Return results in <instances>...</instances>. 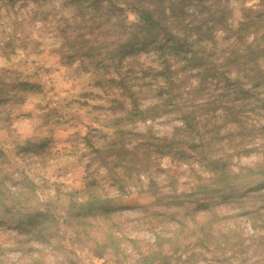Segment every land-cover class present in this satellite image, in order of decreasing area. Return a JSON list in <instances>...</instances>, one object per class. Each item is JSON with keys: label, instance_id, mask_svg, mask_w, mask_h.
<instances>
[{"label": "trees", "instance_id": "1", "mask_svg": "<svg viewBox=\"0 0 264 264\" xmlns=\"http://www.w3.org/2000/svg\"><path fill=\"white\" fill-rule=\"evenodd\" d=\"M64 6L71 14L58 27L61 58L68 64L77 61L84 71L102 73L99 84L107 94H116L105 125L113 129L105 134L109 143L94 144L86 135L84 140L107 168L115 162L122 170L123 177L116 179L118 187L139 180L159 156L171 157L178 165L196 159L209 166V175L202 178L189 164L201 181L155 193L154 204L139 206L151 216L154 235L146 251L139 249L140 239L121 237L138 251L136 264H166L171 255L164 244H171L177 253L176 242L188 224L204 228L216 220L217 205L251 193L264 195V148L263 158L250 167L231 170L229 159L233 142H246L243 152L255 149L258 140L259 144L263 140L264 147V0H252L243 7L237 23L232 20L231 0H64ZM36 89L28 80L0 78V130L6 132L10 126L6 120L12 110L5 108ZM254 108L260 110L257 119L252 117ZM160 117L180 124L165 136L154 135L151 126L147 132L129 126ZM128 134L140 139L129 146ZM118 144L122 148L114 153ZM47 147L45 142L37 149L47 152ZM114 154L119 157L108 159ZM7 163L0 143V208L8 212L30 208L33 215L28 223L14 227L2 228L0 223V229L15 232L9 243L0 241V261L5 251H35L34 243L45 241L44 230L58 222L48 209L32 205V198L38 197L34 181L23 176L18 183ZM155 184L149 176L147 188L152 193L157 192L152 190ZM83 194L77 201L70 197L69 202L70 210H76L77 225L110 223L111 246L118 250L122 239L114 235L112 219L124 206L120 197L103 196L88 186ZM87 214L92 222L84 218ZM205 215L214 218L208 221Z\"/></svg>", "mask_w": 264, "mask_h": 264}, {"label": "rangeland", "instance_id": "2", "mask_svg": "<svg viewBox=\"0 0 264 264\" xmlns=\"http://www.w3.org/2000/svg\"><path fill=\"white\" fill-rule=\"evenodd\" d=\"M251 1L231 0L234 23L241 19L242 8L249 7ZM70 14L64 0H0V78L9 82L28 80L37 87V92H26L18 103L5 108L12 110L6 120L9 128L6 132L0 130V143L9 159L7 170L18 183L23 176L32 179L38 195L32 198V205L48 209L58 221L44 230L43 243H34L35 251H5L0 264H136L140 258L138 251L121 237L140 239L139 249L144 251L154 241L151 216L145 215L139 206L154 204L155 193L187 188L201 181L196 175L204 178L210 173L209 166L196 159L189 163L196 168L197 174L193 175L188 163L178 165L171 157L159 156L139 180L123 189L118 187L116 179L123 177L122 170L115 162H109L107 168L84 140L86 135L94 144L109 143L105 134L113 129L105 125L113 111L110 100L116 94H107L99 84L102 73L84 71L77 61L68 64L61 58L58 27L60 20ZM134 18L129 14L130 20ZM258 111L254 108V119L259 117ZM1 119H6L5 115ZM177 124L180 121L160 117L129 126L144 132L151 126L154 135L165 136ZM137 139L140 136L128 134L126 142L130 141L131 146ZM45 142L48 151H40L44 146L38 150V145ZM261 143L263 140L260 144L258 140L254 142L255 149L243 152L246 142H233L229 149L231 170L250 167L261 160ZM115 147L114 153H119L122 145ZM238 148L240 152L235 150ZM118 157L114 154L108 159ZM172 175L177 176L176 182ZM149 176L154 177L156 184L152 190L157 192L147 188ZM86 186L103 196L120 197L124 206L112 219L114 235L122 239L118 250L111 246L110 223L77 225L73 217L76 210H70V197L75 201L83 198ZM32 212L30 208L19 207L11 212L0 208L2 228L28 223ZM214 212L215 218L205 215L208 221L216 219L211 225L201 228L195 222L188 224L179 236L180 242H176L177 253L170 248L171 244H164L171 255L166 264H264V195L251 193L235 202L221 203ZM88 215L84 218L92 222ZM12 232L15 233L0 229V241L9 243Z\"/></svg>", "mask_w": 264, "mask_h": 264}]
</instances>
